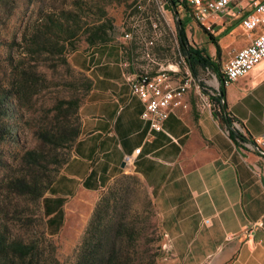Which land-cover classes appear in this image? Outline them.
<instances>
[{
    "label": "crops",
    "instance_id": "crops-1",
    "mask_svg": "<svg viewBox=\"0 0 264 264\" xmlns=\"http://www.w3.org/2000/svg\"><path fill=\"white\" fill-rule=\"evenodd\" d=\"M250 11L245 1L240 15L218 18L239 21L246 33L241 18ZM256 32L234 39L233 50ZM69 62L92 85L78 109L79 136L47 191L53 193L52 212L63 213L68 200L87 195L94 205L117 177L131 174L161 216L164 245L175 248L179 262L264 264V156L229 134L196 85L183 94L184 106L171 110L163 130L154 131L141 117L144 104L131 93L128 77L153 75L163 65H149L131 37L117 34L110 42L84 46L71 52ZM224 91L243 132L264 134V61ZM125 155L132 161L125 162Z\"/></svg>",
    "mask_w": 264,
    "mask_h": 264
},
{
    "label": "rangeland",
    "instance_id": "rangeland-1",
    "mask_svg": "<svg viewBox=\"0 0 264 264\" xmlns=\"http://www.w3.org/2000/svg\"><path fill=\"white\" fill-rule=\"evenodd\" d=\"M70 3L71 0H0V79L3 82L10 69L8 56L13 62L28 61L29 55L23 56L24 52L19 43L25 27L36 20L40 8L49 10L55 5L67 8ZM175 6L179 18H183L186 22L188 43L200 55L210 57L211 60L219 63L220 68L235 52L233 47L237 45V42L234 39L249 36L239 26V21L225 19L221 21L218 17L224 13H214L200 20L186 5L176 4ZM184 8L187 9L186 12ZM106 10L114 22V34L124 37L129 34L133 46L140 47L142 57L140 40L152 39L154 44L151 52L155 60L162 63H176L185 58L179 50L175 14L167 1L125 0L120 3L112 2L106 6ZM234 25L237 26L236 29L225 32V28ZM214 38L218 40L219 51H217ZM84 46L86 43L81 41L79 49ZM70 54L67 55L68 62ZM143 59L151 65L149 60L144 57ZM71 68L67 70L62 65L54 67L51 61L40 62L38 69L46 76V79L42 81L39 92L33 96L31 106L23 111L19 108L13 110L11 115L3 118L5 126L0 125V131L5 134L4 139H0V216L7 222L10 236L14 235L25 241L38 242L39 250H42L44 255H50L49 251L53 244L57 264L74 263L76 248L97 200L94 205H91V198L88 195L83 196V200L82 198L68 200L67 208L63 209V213L61 210L53 213L50 205L53 193L50 191L46 192L47 195L42 205L40 202H32L26 196L12 194L5 188L4 182L9 174L21 169L22 155L28 150L39 147L37 127L48 124L55 114L56 106L77 89L79 70L72 65ZM194 77L203 83V86H200L205 96L208 92L213 93V89L219 85L216 74L209 68H198L197 75ZM220 122L228 129L224 120ZM231 124L232 128L243 132L239 123H237L239 127L232 121ZM245 135L252 141L254 140L251 135ZM246 143L251 149L250 144L247 141ZM70 150L67 153L68 156H70ZM113 185L114 182L109 187ZM121 185L129 188L132 210L145 214L150 222L139 237V243L149 246L152 248L151 252L156 253L152 264H194L179 262L173 254L175 248L164 245L165 236L160 226L161 216L155 213L152 200L148 198L146 189L139 179L135 175L128 174L120 179L116 187ZM106 190L102 191L99 196Z\"/></svg>",
    "mask_w": 264,
    "mask_h": 264
},
{
    "label": "trees",
    "instance_id": "trees-1",
    "mask_svg": "<svg viewBox=\"0 0 264 264\" xmlns=\"http://www.w3.org/2000/svg\"><path fill=\"white\" fill-rule=\"evenodd\" d=\"M123 1L71 0L67 8L56 5L49 10L40 8L36 20L25 27L19 43L23 56L29 55L28 61L13 62L8 56L9 72L5 82L0 79V125L5 126L3 118L11 115L13 110L19 108L23 111L31 106L33 96L39 92L42 81L46 79L38 69L40 62L51 61L54 67L62 65L70 70L72 68L67 55L79 49L81 41L86 46H94L114 39L115 25L106 6ZM164 1L176 11L174 1ZM183 10L187 11L185 8ZM185 27V20L180 18L177 29L180 53L195 76L198 68H209L216 74L218 88L208 94L213 113L219 120H224L232 137L243 139L237 130L232 129L231 121L239 123V120L227 108L219 63L192 48ZM203 29L206 30L205 27ZM214 41L219 51L217 38ZM144 42L140 40L142 51ZM78 75V87L74 93L56 106L55 114L48 124L37 127L39 147L25 152L20 159L21 169L7 176L5 188L12 194L26 196L32 202L43 205L45 193L55 181L59 169L69 159L67 153L72 150L80 133L78 109L92 85L84 72L78 71ZM221 98L224 99L223 103ZM4 137L5 134L0 131V139ZM126 175L117 178L114 185L98 197L76 248L73 264L153 263L156 253L151 252L149 246L139 243V237L150 224L148 217L132 210L128 186L116 187ZM8 231L7 222L0 216V264H57L53 244L50 255H44L39 250L38 242L10 236Z\"/></svg>",
    "mask_w": 264,
    "mask_h": 264
},
{
    "label": "built area",
    "instance_id": "built-area-1",
    "mask_svg": "<svg viewBox=\"0 0 264 264\" xmlns=\"http://www.w3.org/2000/svg\"><path fill=\"white\" fill-rule=\"evenodd\" d=\"M178 6L186 5L200 20L204 16L214 13L240 15L243 2H248L252 11L242 18V25L249 35L255 30L256 35L251 41L236 50L228 61L220 68L221 76L226 85L237 78L247 74L254 66L264 60V0H174ZM209 28V26H207ZM129 37V34L125 35ZM153 40H145L143 57L152 64L163 65V73L158 76H147V71L136 76L128 77L130 91L138 96L144 104L141 117L148 122L149 128L154 131H162L163 123L171 110L182 103L183 94L193 84L200 91L201 98L207 101V105L213 107L209 99V93L205 96L201 91V81L196 80L185 58L176 63H159L150 51ZM234 124L239 127L237 123ZM254 144L264 150V134L254 137ZM251 147V146H250ZM253 149V148H251ZM136 148L134 153H138ZM125 162L132 161V155L124 156Z\"/></svg>",
    "mask_w": 264,
    "mask_h": 264
},
{
    "label": "water",
    "instance_id": "water-1",
    "mask_svg": "<svg viewBox=\"0 0 264 264\" xmlns=\"http://www.w3.org/2000/svg\"><path fill=\"white\" fill-rule=\"evenodd\" d=\"M173 12H174V14H175V18H176V23H177V29H178V26H179V20H180V18H179V15H178V12L177 11H174L173 10ZM221 101H222V103L224 102V99L223 98H221ZM233 130H237V129H235V128H232ZM238 131V130H237ZM239 132V134L250 144V146L253 148V150H255L256 152H258V153H260L261 155H263L264 156V150L263 149H261L259 146H257V145H255L254 144V142L249 138V137H247V136H244V135H242L241 134V132L240 131H238Z\"/></svg>",
    "mask_w": 264,
    "mask_h": 264
},
{
    "label": "bare ground",
    "instance_id": "bare-ground-1",
    "mask_svg": "<svg viewBox=\"0 0 264 264\" xmlns=\"http://www.w3.org/2000/svg\"><path fill=\"white\" fill-rule=\"evenodd\" d=\"M163 73V66H161L158 71L156 73H154L153 75H149L147 74V76H158L159 74Z\"/></svg>",
    "mask_w": 264,
    "mask_h": 264
}]
</instances>
